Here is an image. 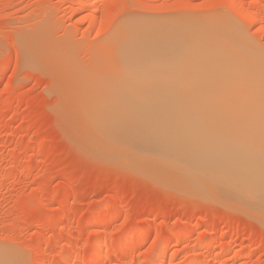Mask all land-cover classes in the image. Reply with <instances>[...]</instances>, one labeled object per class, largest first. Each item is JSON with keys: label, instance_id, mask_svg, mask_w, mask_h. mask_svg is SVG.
I'll list each match as a JSON object with an SVG mask.
<instances>
[{"label": "rangeland", "instance_id": "1", "mask_svg": "<svg viewBox=\"0 0 264 264\" xmlns=\"http://www.w3.org/2000/svg\"><path fill=\"white\" fill-rule=\"evenodd\" d=\"M222 26L264 57V0H0V259L264 264V219L112 146L95 116L136 85L122 65L129 29L161 42L192 30L205 42Z\"/></svg>", "mask_w": 264, "mask_h": 264}, {"label": "bare ground", "instance_id": "2", "mask_svg": "<svg viewBox=\"0 0 264 264\" xmlns=\"http://www.w3.org/2000/svg\"><path fill=\"white\" fill-rule=\"evenodd\" d=\"M220 25L223 24L217 23V27H214L217 33ZM152 27L149 26L150 29ZM232 29L222 26L215 40L213 32L211 35L207 33L206 37L209 38L202 37L205 42H198L195 34L191 35L192 30L191 33L186 32V35L189 34L187 38L182 32L185 39L176 40L172 37L174 40L161 42L162 38L155 40L157 36L132 39L130 32L133 29H129L130 32L126 29L128 37H124V43H127V49H124L126 52L122 65L128 79L134 80L136 85L121 92H125V95L119 97L118 105V98L110 94L114 98L112 103L116 105L112 111L111 108L101 109L104 105L96 104L98 100L92 102L93 105L95 102L96 108L99 106L98 110L101 109L95 115L103 126L99 132H103L102 135H106L108 141L111 140L109 143L113 142L112 146L116 147L117 144L128 148L140 160H152L148 163L154 165L149 166L156 165L176 172V180L186 183L184 188L188 190L201 193L202 196L209 194L208 198L219 195L264 219V57L250 46L244 35ZM145 31L140 33L144 35ZM164 32L161 33L163 37L167 33L164 35ZM175 32L177 34V29ZM171 35H174L173 32ZM120 36H123V32ZM113 74L110 73L112 80ZM112 80L109 77L108 81L111 82L108 85L113 83ZM122 89L125 90L124 87ZM88 103H85L86 106ZM102 110L106 112L100 113ZM88 119L91 122L85 120V124H92V120H95L94 117ZM106 147L109 148V145ZM121 150L118 149L117 154ZM126 152L124 155H127ZM156 166L152 168L156 169ZM147 171L151 172L150 169ZM2 259L0 264H9ZM171 261L167 260L168 263Z\"/></svg>", "mask_w": 264, "mask_h": 264}]
</instances>
